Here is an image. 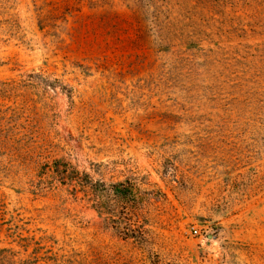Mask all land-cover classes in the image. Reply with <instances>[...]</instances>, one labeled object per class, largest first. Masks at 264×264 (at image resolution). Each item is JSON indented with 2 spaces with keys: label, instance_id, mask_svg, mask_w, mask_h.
<instances>
[{
  "label": "rangeland",
  "instance_id": "obj_1",
  "mask_svg": "<svg viewBox=\"0 0 264 264\" xmlns=\"http://www.w3.org/2000/svg\"><path fill=\"white\" fill-rule=\"evenodd\" d=\"M0 264H264V0H0Z\"/></svg>",
  "mask_w": 264,
  "mask_h": 264
},
{
  "label": "built area",
  "instance_id": "obj_2",
  "mask_svg": "<svg viewBox=\"0 0 264 264\" xmlns=\"http://www.w3.org/2000/svg\"><path fill=\"white\" fill-rule=\"evenodd\" d=\"M194 232H195V233H197V231H196V230H195Z\"/></svg>",
  "mask_w": 264,
  "mask_h": 264
}]
</instances>
